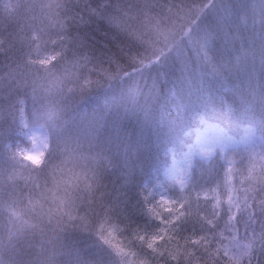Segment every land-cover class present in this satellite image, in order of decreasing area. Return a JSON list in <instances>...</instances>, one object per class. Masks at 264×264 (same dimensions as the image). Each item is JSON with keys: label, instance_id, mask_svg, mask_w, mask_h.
Here are the masks:
<instances>
[{"label": "trees", "instance_id": "1", "mask_svg": "<svg viewBox=\"0 0 264 264\" xmlns=\"http://www.w3.org/2000/svg\"><path fill=\"white\" fill-rule=\"evenodd\" d=\"M215 3L0 0V264H264V185L237 218L250 260L218 250L194 207L166 208L142 187L199 120L264 138V42ZM144 19L176 29L147 39ZM84 113L102 117L95 145L75 126ZM20 116L42 127L44 168L22 161Z\"/></svg>", "mask_w": 264, "mask_h": 264}, {"label": "rangeland", "instance_id": "2", "mask_svg": "<svg viewBox=\"0 0 264 264\" xmlns=\"http://www.w3.org/2000/svg\"><path fill=\"white\" fill-rule=\"evenodd\" d=\"M219 1L229 3L226 11H230L229 7L233 4L234 11L239 14V20L246 29L257 25L255 37L262 38L264 42V0H216L213 6ZM222 13L224 16L232 14ZM187 23L185 21L186 25ZM164 24L144 19L136 25L135 30L147 39H154L161 31L169 33L176 29L174 26L168 31ZM211 26L214 31L225 29L217 27L216 23ZM200 33L204 34V31ZM204 39L208 40L203 36ZM228 50L231 49H226L229 54ZM243 56L242 53L239 60L245 61ZM262 98L264 99V95ZM129 100L128 93L124 92L117 103L123 109ZM87 115L88 113L78 115L75 126L87 131L93 140L98 138L97 125L101 124L102 117L96 115L93 120L88 121ZM20 120L23 132H16V135H24L25 140L19 153L22 161L33 167L40 161L47 145L46 136L40 124L34 125L24 116H20ZM199 123L185 148L180 153L168 154L170 162L161 173L162 178L153 185L142 187L149 197L157 195L158 202L166 208H182L187 213L194 207L196 221L200 220L203 231L207 229L213 235L218 250L231 253L233 257L250 260L251 246L239 231L237 218L242 211L248 212L250 196L252 191L257 190L256 186L264 185V138L249 124L231 133L216 121L203 119ZM87 144L89 143L83 141V145ZM95 144L93 140L89 145ZM114 150L116 149H112L111 154L116 155L117 161L113 162L126 168V156H118L117 150ZM110 157L111 155L107 156L108 159Z\"/></svg>", "mask_w": 264, "mask_h": 264}, {"label": "clouds", "instance_id": "3", "mask_svg": "<svg viewBox=\"0 0 264 264\" xmlns=\"http://www.w3.org/2000/svg\"><path fill=\"white\" fill-rule=\"evenodd\" d=\"M28 163L31 165L32 162L31 161H28ZM46 165V160H42L41 163L39 165H32L33 167H36V168H44ZM53 188H55V182H53Z\"/></svg>", "mask_w": 264, "mask_h": 264}]
</instances>
